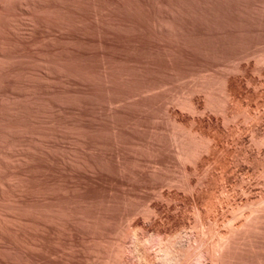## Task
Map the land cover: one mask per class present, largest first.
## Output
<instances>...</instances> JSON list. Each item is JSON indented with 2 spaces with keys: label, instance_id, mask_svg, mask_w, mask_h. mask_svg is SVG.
Instances as JSON below:
<instances>
[{
  "label": "rangeland",
  "instance_id": "obj_1",
  "mask_svg": "<svg viewBox=\"0 0 264 264\" xmlns=\"http://www.w3.org/2000/svg\"><path fill=\"white\" fill-rule=\"evenodd\" d=\"M262 105L264 0H0V264H264Z\"/></svg>",
  "mask_w": 264,
  "mask_h": 264
},
{
  "label": "bare ground",
  "instance_id": "obj_2",
  "mask_svg": "<svg viewBox=\"0 0 264 264\" xmlns=\"http://www.w3.org/2000/svg\"><path fill=\"white\" fill-rule=\"evenodd\" d=\"M232 99H233V98H232ZM226 105H227V104H226ZM235 106H236V104H235ZM262 106H263V105H262ZM237 107H238V106H237ZM259 107H260V105H259ZM263 107H264V106H263ZM231 109H233V108H231ZM235 109H236V108H235ZM235 109H234V110H235ZM231 111L233 112V110H231ZM232 112H231V113H232ZM234 112H235V111H234ZM239 112H240V110H239ZM241 112H242V111H241ZM243 112H246V111H243ZM236 114H237V112H236ZM239 114H240V113H239ZM239 114H238V115H239ZM244 114H245V113H244ZM244 114H243V115H244ZM234 115H235V114H234ZM238 115H236V116H238ZM251 115H252V113H251ZM246 116H247V114H246ZM249 116H250V115H248V117H249ZM255 116H256V113H255ZM234 117H235V116H234ZM253 117H254V116H253ZM256 117H257V116H256ZM256 117H255V118H256ZM236 118H237V117H236ZM241 118H242V117H241ZM246 118H247V117H246ZM249 118H250V117H249ZM233 119H234V118H233ZM252 119H253V118H252ZM252 119H251V120H252ZM249 120H250V119H249ZM244 121L246 122L245 119H244ZM244 121H243V123H244ZM252 121H253V120H252ZM240 122H241V121H240ZM249 122H250V121H249ZM246 123H247V122H246ZM208 136H209V135H208ZM199 138H200V137H199ZM203 138H204V137H203ZM208 138H209V137H208ZM208 138H207V139H208ZM201 139H202V136H201ZM205 139H206V138H205ZM207 143H208V142H207ZM209 144L211 145L210 142H209ZM209 144H207V145H209ZM225 170H226V169H225ZM217 171H218V170H217ZM226 171H227V170H226ZM217 173H218V172H217ZM219 173H220V172H219ZM219 175H220V174H219ZM222 175H223V174H222ZM250 211H253V210H250ZM254 211H255V210H254ZM253 214H254V213H252V216H253ZM256 214H257V213H256ZM260 215H261V212H260ZM250 216H251V213H250ZM250 216H249L248 218L251 219ZM254 216H255V215H254ZM254 216H253V218H254ZM256 216H257V215H256ZM258 216H259V215H258ZM261 216H262V215H261ZM248 218H247V219H248ZM255 218H256V217H255ZM244 219H246V218L244 217ZM250 219H249V221H251ZM252 220H254V219H252ZM257 220H259L258 217H257ZM231 223H232V222H231ZM234 223H235V222H234ZM232 224H233V223H232ZM230 225H231V224H230ZM194 226H195V225H194ZM195 227H196V226H195ZM233 227H236V225H235V226L233 225ZM238 227H239V226H238ZM192 228H194V227L192 226ZM194 229H195V228H194ZM198 229H200V228H196L195 230H198ZM231 229H232V228H231ZM233 229L235 230L236 228H233ZM238 229H239V228H238ZM184 230H185V228H184ZM184 230H182V231H184ZM186 230H187V229H186ZM192 230H193V229H192ZM192 230H191V231H192ZM200 231H201V230H200ZM190 233H191V232H190ZM202 233H203V232H202ZM152 234H153V233H152ZM198 234H199V233H198ZM205 234H206V233H205ZM158 235H159V234H158ZM176 235H177V234H176ZM181 235H182V234H181ZM183 235H184V234H183ZM185 235H186V234H185ZM203 235H204V234H203ZM220 235H221V234H220ZM220 235H219V236H220ZM229 235L232 236L231 234H229ZM229 235H228V236H229ZM136 236H137V235H136ZM159 236H160V235H159ZM168 236H169V235H168ZM200 236H201V235H200ZM221 236H222V235H221ZM228 236H227V237H228ZM174 237H175V236H174ZM180 237H182V236H180ZM205 237H206V236H205ZM205 237H204V239H205ZM223 237H224V236H222V238H223ZM138 238H139V237H138ZM150 238H151V237H150ZM153 238H154V237H153ZM165 238H166V237H165ZM170 238H171V237H170ZM185 238H186V237H185ZM200 238H202V237H200ZM218 238H219V237H218ZM225 238H226V237H224V239H222V240L224 241ZM140 239H141V238H140ZM145 239H146V238H145ZM145 239H144V240H145ZM175 239H176V238H175ZM180 239H182V238H180ZM187 239H188V238H187ZM193 239H194V238H193ZM195 239H196V238H195ZM195 239H194V240H195ZM134 240H135V239H134ZM165 240H166V239H165ZM170 240H171V239H170ZM194 240H193V242H194ZM209 240H210V239H209ZM139 241H140V240H139ZM180 241H181V240H180ZM187 241H188V240H187ZM187 241H186V242H187ZM191 241H192V240H191ZM225 241H227V240H225ZM230 241H231V240H229V242H230ZM137 242H138V241H137ZM142 242H143V241H142ZM176 242H177V239H176ZM196 242H197V239H196ZM218 242H219V241H218ZM174 243H175V240H174V242L172 243V245H173ZM179 243H180V242H179ZM189 243H190V242H189ZM207 243H208V242H207ZM212 243H213V242H212ZM215 243H217V240H216V242H214V244H215ZM219 243H220V242H219ZM222 243H223V242H222ZM224 243H225V242H224ZM134 244H135V243H134ZM156 244H157V243H156ZM158 244H159V243H158ZM168 244H169V243H168ZM226 244H229L228 241H227ZM226 244H225V245H226ZM230 244H231V242H230ZM230 244H229V245H230ZM135 245H136V244H135ZM180 245H181V244H180ZM211 245H212V244H211ZM217 245H219V244H217ZM221 245H222V244H221ZM152 246H153V245H152ZM155 246H156V245H155ZM178 246H179V245H178ZM134 247H135V246H134ZM138 247H139V246H138ZM182 247H183V246H182ZM182 247H181V248H182ZM212 247H213V245H212ZM212 247H211V249H212ZM219 247H220V245H219ZM219 247H218V248H219ZM226 247H227V246H226ZM228 247H229V246H228ZM172 248H173V247H172ZM172 248H170V249H172ZM184 248H185V246H184ZM216 248H217V247H216ZM221 248H225L224 244H223V247H221ZM150 249H151V248H150ZM170 249H169V250H170ZM173 249H175V248H173ZM179 249H180V248H179ZM179 249H178V250H179ZM190 249H191V248H190ZM158 250H159V249H158ZM169 250L166 249V250H164V251L161 253L162 263H165V264H166V263H169V264L172 263L171 261H172V257H173L174 255L171 256V254H172L173 252H171L172 250H171V251H169ZM212 250H213V249H212ZM216 250L218 251V249H216ZM222 250H223V249H222ZM137 251H138V250H137ZM159 251H161V250H159ZM220 251H221V250H220ZM145 252H146V251H145ZM148 252H149V251H148ZM184 252H185V251H184ZM189 253H190V250H189ZM137 254H138V253H137ZM139 254H140V253H139ZM144 254H145V253H144ZM212 254H213V253H212ZM221 254H222V253H221ZM141 255H142V254H141ZM186 255H187V254H186ZM159 256H160V255H159ZM189 256H190V255H189ZM194 256H195V255H194ZM216 256H218V255H216ZM156 257H157V256H156ZM183 257H185V255H184ZM183 257H182V258H183ZM210 257H211V256H210ZM138 258H139V257H138ZM141 258H142V257H141ZM157 258H158V257H157ZM161 258H159V260H160ZM195 258H196V257H195ZM218 258L220 259L221 256H219ZM150 259H151V258H150ZM173 259H175V258H173ZM184 259H187V258L185 257ZM191 259H192V258H191ZM198 259H199V258H198ZM200 259H201V258H200ZM209 259H210V258H209ZM159 260H156V261H159ZM196 260H197V259H196ZM201 260H202V259H201ZM201 260H199V261H201ZM210 260H211V259H210ZM136 261H137V260H136ZM148 261H149V260H148ZM152 261H153V260H152ZM181 261H182V260H181ZM197 261H198V260H197ZM206 261H207V260H206ZM141 262H142V260H141ZM146 262H147V260H146ZM170 262H171V263H170ZM212 262H213V261H212ZM212 262H211V264H213ZM219 262H221V260H220ZM138 263H139V262H138ZM142 263H143V262H142ZM149 263H150V262H149ZM157 263H158V262H157ZM160 263H161V261H160ZM215 263H218V262L215 261ZM146 264H148V262H147ZM173 264H174V262H173ZM177 264H178V263H177ZM180 264H181V262H180ZM196 264H197V263H196ZM198 264H199V263H198ZM205 264H206V263H205Z\"/></svg>",
  "mask_w": 264,
  "mask_h": 264
}]
</instances>
